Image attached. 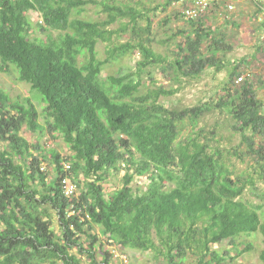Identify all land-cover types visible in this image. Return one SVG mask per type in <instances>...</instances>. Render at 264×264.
Returning a JSON list of instances; mask_svg holds the SVG:
<instances>
[{"label":"trees","instance_id":"obj_1","mask_svg":"<svg viewBox=\"0 0 264 264\" xmlns=\"http://www.w3.org/2000/svg\"><path fill=\"white\" fill-rule=\"evenodd\" d=\"M162 1L156 11L194 2ZM250 1L256 20L264 13V0ZM221 2L211 0L209 11L196 20L182 11L173 15L190 28L165 40L172 44L182 36L170 58L152 47L151 9L138 11L118 0H0V70L15 73L43 103L41 124L29 98L11 100L0 89V142L6 144L0 150V264H82L80 257L88 264H110L112 254L104 244L120 251H151L166 264H183L186 255L196 264H230L242 254L239 245L250 251L253 243L245 239L256 236L262 237L258 259L264 264L262 207L244 198L246 185L255 187V181L236 176L202 130L181 136L186 122L194 127L206 113L229 108L240 133L252 130L261 136L259 142L253 136L243 140L264 166V103L251 83L231 92L246 58L228 62L232 87L224 86L216 104L171 110L160 98L180 88L158 87L143 94L139 79L150 68H159L176 83L180 77L197 79L209 68L215 73L225 69L222 59L233 46L206 23L215 8L230 20L220 14L232 5ZM90 4L100 7L105 20L86 14ZM29 12L40 15L36 26L44 39L35 35ZM116 22L118 28H108ZM125 34L129 38L120 42ZM100 43L105 44L103 59L97 51ZM255 48L264 55L259 43ZM130 54H138L134 72L101 78V70ZM23 128L61 138L68 156L30 146L20 136ZM45 160L53 177L40 171ZM64 164L70 165L68 171ZM119 169L125 171L119 188L106 191L105 178ZM66 175L77 187L71 198L60 187ZM144 176L145 184L133 189L134 178ZM224 241L230 249L212 248Z\"/></svg>","mask_w":264,"mask_h":264},{"label":"rangeland","instance_id":"obj_2","mask_svg":"<svg viewBox=\"0 0 264 264\" xmlns=\"http://www.w3.org/2000/svg\"><path fill=\"white\" fill-rule=\"evenodd\" d=\"M101 0H96L100 2ZM123 3H129V5L135 10L144 12V9H151L148 16L152 20V47L156 53L161 54L165 57L172 58V51H175L176 44L182 40V36H177L171 42L172 44H166V39L174 32L184 29H189V25L184 22L182 18L175 19L173 17L176 12H181L182 6L179 2L171 5L170 9L165 12L155 10L157 5L162 3V0H118ZM192 1V0H189ZM217 4V3H216ZM221 4H231L233 6L232 10L226 11L227 15L222 12L220 15L230 17L229 21H225L216 12H211L210 17L206 19V23L211 25L215 32H218L224 36L226 43L233 46L232 50L226 53L223 57V62H225L226 68L220 72H214L213 68L206 69L201 73V76L197 79L183 78L180 77L179 82L169 81L163 74H161L160 69L150 68L148 71H143L140 75L141 88L144 89L142 92H146V89L154 90L158 87L164 88H180L175 94L160 98V103L171 110H181L186 107H192L204 102H211L216 104L220 101L221 97L224 96V86L232 87V84L228 82L227 72L229 70L228 62L232 60H240L246 58V65L241 68L238 76L234 77L233 81L239 80L236 87L231 89L232 93L234 90L239 89L238 87L242 85L243 82L251 83L255 96L264 103V55L261 56L254 53L253 57H250L247 52L249 45L252 43L251 47H254L259 43V35L263 32L262 28H259V22L255 20L253 16L254 10L256 9L254 2L250 0H225ZM217 7V6H216ZM222 7V6H221ZM225 9V7H223ZM262 11L259 12V14ZM86 14L95 20H105L106 14L100 11V7L94 6L92 4L87 6ZM259 17V16H258ZM29 19L31 26L34 30L36 36L44 39L45 34L39 33L36 26V22H40L41 18L37 12H29ZM170 19V21H168ZM128 18H125L123 22H128ZM168 22V23H167ZM139 24L144 26L146 22L144 20H139ZM120 22L112 24L111 29L118 28ZM241 28L243 30H241ZM253 29V32H252ZM248 32L249 34H244ZM255 34V35H252ZM54 37L56 34L51 33ZM258 35V36H257ZM133 38V36H131ZM129 38L128 34L121 36L118 40L120 42H125ZM98 56L103 59L105 54V44L100 43L97 48ZM256 52V51H255ZM138 60V54H130L123 57L122 60L116 62L110 67L101 70V78L103 80L108 76H120L125 73L134 72L136 70L135 64ZM236 83V82H235ZM0 89L11 99V100H23L29 98L31 103H33L38 110V121L43 124V116L41 114L43 103L41 96L37 92L33 91L28 84L21 83L15 77V73L7 74L0 70ZM240 127L239 122L235 119L233 115L229 113V108L216 109L202 116L197 124L192 127L185 123L181 136L185 137L192 131L202 130V135L206 136L210 142L211 146L218 148L221 151L224 160L236 176H243L244 180L248 177L255 181V187H250L246 185L244 191V198L246 201L255 206H261L262 209L261 217L264 219V181L261 179L263 176L262 168L260 163L256 162V157L251 156L248 153V148L246 142L243 140V136L255 138L256 142H259L261 136L253 135L252 130H245L242 133L239 132ZM43 135L30 133L28 130L23 128L21 130L20 136L24 137L30 146L35 144L43 149L44 152L54 150L59 153L63 158L68 156V151L66 146L62 142L61 138L56 135H50L46 131ZM255 142V141H254ZM256 144V143H255ZM6 147V144L0 142V150ZM33 150V149H31ZM34 151V150H33ZM16 161V160H15ZM46 161V160H45ZM18 162V160H17ZM20 162V161H19ZM41 166H45L46 170L42 172L49 173V177H53L54 171L49 161L43 162ZM124 170L119 169V171H110L107 178H105L104 187L106 191L113 189H118ZM80 179L83 181L84 177L81 175ZM89 179L88 181H91ZM146 178L135 177L131 182L133 189L140 185H144ZM55 232H59L58 224L53 220V226ZM99 228H96L98 231ZM95 231V230H94ZM246 241H251L253 246L250 251L243 252L244 245H239V250L241 255L235 257L233 264H260L258 255L262 247V237L256 236L254 239H245ZM228 242L224 241L219 245H214L212 248L214 250H219L223 252L224 250L230 249L227 246ZM105 247L112 254L110 264H166V261L153 256L151 251H140L131 250L129 248L118 250L113 245L104 244ZM234 255L235 252H232ZM127 258V263L121 261V258ZM186 259L183 264H196L194 258L186 255ZM98 259H100L98 257ZM82 264H88L85 262V258L80 257ZM230 263V264H232Z\"/></svg>","mask_w":264,"mask_h":264},{"label":"built area","instance_id":"obj_3","mask_svg":"<svg viewBox=\"0 0 264 264\" xmlns=\"http://www.w3.org/2000/svg\"><path fill=\"white\" fill-rule=\"evenodd\" d=\"M210 2H211V0H194V2H192V4L187 3L186 6L183 7L181 11L184 14V16H186V18L196 20L199 17V15L209 11ZM183 3H184V1L179 2L180 5ZM227 8H228V10H232L233 6L229 5ZM263 15H264V13H263ZM259 44L262 46V49L264 50V30L260 36ZM235 82H236L235 84H237V83H239V80H235ZM69 168H70V165L64 164V170L68 171ZM40 169H41V171H44V170H46V167L41 166ZM60 187H61V191L63 193V196L65 198H71L77 192L76 185L73 183V181H72V179H70V177H67V175L61 179ZM73 213H74V211L71 209L68 212V216L73 215ZM121 261L126 263L127 258L124 256L123 258H121Z\"/></svg>","mask_w":264,"mask_h":264},{"label":"crops","instance_id":"obj_4","mask_svg":"<svg viewBox=\"0 0 264 264\" xmlns=\"http://www.w3.org/2000/svg\"><path fill=\"white\" fill-rule=\"evenodd\" d=\"M251 16H253V14L251 15ZM259 16V17H258ZM258 16H257V19H256V21L257 22H259L260 24H259V28H262V30H264V15H263V13H260V14H258ZM241 30H243L242 28H241ZM252 32H253V29H252ZM243 33L244 34H249L248 32H244L243 31ZM262 34V33H261ZM261 34L259 35V38H258V40H260V36H261ZM252 35H255V34H252ZM258 36V35H257ZM253 44L251 43L249 46V49L250 50H248V52H247V54L250 56V57H253L254 55V53H256L255 51H256V48H254V47H251ZM257 54V53H256ZM257 55H259V54H257Z\"/></svg>","mask_w":264,"mask_h":264},{"label":"clouds","instance_id":"obj_5","mask_svg":"<svg viewBox=\"0 0 264 264\" xmlns=\"http://www.w3.org/2000/svg\"><path fill=\"white\" fill-rule=\"evenodd\" d=\"M41 168V167H40ZM40 171H41V169H40ZM125 256V255H124ZM127 263V262H126Z\"/></svg>","mask_w":264,"mask_h":264}]
</instances>
